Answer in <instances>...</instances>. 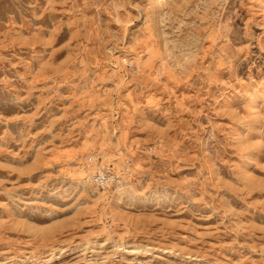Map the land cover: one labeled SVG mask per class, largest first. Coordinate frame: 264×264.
I'll return each instance as SVG.
<instances>
[{
  "label": "rangeland",
  "instance_id": "1",
  "mask_svg": "<svg viewBox=\"0 0 264 264\" xmlns=\"http://www.w3.org/2000/svg\"><path fill=\"white\" fill-rule=\"evenodd\" d=\"M0 264H264V0H0Z\"/></svg>",
  "mask_w": 264,
  "mask_h": 264
},
{
  "label": "built area",
  "instance_id": "2",
  "mask_svg": "<svg viewBox=\"0 0 264 264\" xmlns=\"http://www.w3.org/2000/svg\"><path fill=\"white\" fill-rule=\"evenodd\" d=\"M89 163H93L94 159L89 158ZM131 169L126 167L122 172H117L112 166L98 165L94 172L90 176V180L93 186L101 189H109L115 185L121 184V182L128 177H131Z\"/></svg>",
  "mask_w": 264,
  "mask_h": 264
}]
</instances>
